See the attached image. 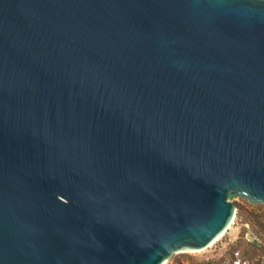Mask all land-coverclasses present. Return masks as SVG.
Listing matches in <instances>:
<instances>
[{
    "label": "water",
    "instance_id": "water-1",
    "mask_svg": "<svg viewBox=\"0 0 264 264\" xmlns=\"http://www.w3.org/2000/svg\"><path fill=\"white\" fill-rule=\"evenodd\" d=\"M264 205V0H0V264H163Z\"/></svg>",
    "mask_w": 264,
    "mask_h": 264
},
{
    "label": "trees",
    "instance_id": "trees-1",
    "mask_svg": "<svg viewBox=\"0 0 264 264\" xmlns=\"http://www.w3.org/2000/svg\"><path fill=\"white\" fill-rule=\"evenodd\" d=\"M236 207L235 222L240 225H248L255 240L252 243L245 241L243 228L239 239L229 245L226 252L228 264L236 261L235 255H238L240 262L245 264H264V214L249 209L246 205L234 204ZM191 264H221L220 261H195L187 255L183 257Z\"/></svg>",
    "mask_w": 264,
    "mask_h": 264
},
{
    "label": "rangeland",
    "instance_id": "rangeland-1",
    "mask_svg": "<svg viewBox=\"0 0 264 264\" xmlns=\"http://www.w3.org/2000/svg\"><path fill=\"white\" fill-rule=\"evenodd\" d=\"M232 202L234 204L238 203L240 205H246L249 209H254L260 212L261 214H264V205H252L242 198H235L233 199ZM243 228L246 230L244 234L245 241L252 243L255 240V238L253 237L249 226L248 225L242 226L236 223L234 220V226L227 232V234L219 242H217L211 248L203 250L201 253H196V254H177L172 256V258L167 262L168 264H191L187 262L186 259H183V257L187 255L188 257L198 262L220 261L221 264H228L226 252L229 248V245H232L239 239ZM237 256L238 255H235L236 261L233 264H245L240 262Z\"/></svg>",
    "mask_w": 264,
    "mask_h": 264
},
{
    "label": "bare ground",
    "instance_id": "bare-ground-1",
    "mask_svg": "<svg viewBox=\"0 0 264 264\" xmlns=\"http://www.w3.org/2000/svg\"><path fill=\"white\" fill-rule=\"evenodd\" d=\"M234 226V222L228 227V229L223 233L221 236H219L207 249L211 248L213 245H215L217 242H219L226 234L227 232ZM202 251H196V252H188L185 254H196V253H201ZM167 261L163 264H166Z\"/></svg>",
    "mask_w": 264,
    "mask_h": 264
},
{
    "label": "built area",
    "instance_id": "built-area-1",
    "mask_svg": "<svg viewBox=\"0 0 264 264\" xmlns=\"http://www.w3.org/2000/svg\"><path fill=\"white\" fill-rule=\"evenodd\" d=\"M166 264H168V262Z\"/></svg>",
    "mask_w": 264,
    "mask_h": 264
}]
</instances>
